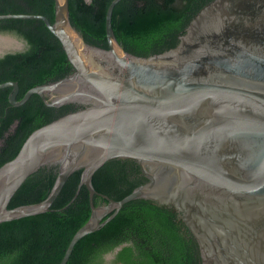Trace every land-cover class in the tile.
<instances>
[{
	"label": "water",
	"instance_id": "1",
	"mask_svg": "<svg viewBox=\"0 0 264 264\" xmlns=\"http://www.w3.org/2000/svg\"><path fill=\"white\" fill-rule=\"evenodd\" d=\"M119 1L106 8L107 48L86 42L71 24L69 0H54L52 22L42 14H0L42 20L73 67L20 99L16 81L0 82L11 88L10 104L38 94L48 106H78L31 131L0 165V222L49 211L70 174L82 169L71 201L84 185L90 216L58 264L136 198L178 212L198 244L200 264H264V0H210L175 46L148 56L124 50L116 39L111 19ZM22 48L0 32V56ZM113 158L135 160L146 177L117 200L92 184L94 172ZM41 166L57 172L48 195L9 207ZM94 195L106 202L94 205Z\"/></svg>",
	"mask_w": 264,
	"mask_h": 264
},
{
	"label": "trees",
	"instance_id": "2",
	"mask_svg": "<svg viewBox=\"0 0 264 264\" xmlns=\"http://www.w3.org/2000/svg\"><path fill=\"white\" fill-rule=\"evenodd\" d=\"M111 0H69L71 24L90 44L107 48L105 12ZM210 0H120L112 28L122 48L148 56L175 46L190 19ZM54 0H0V14H42L52 22ZM0 32L23 43L0 56V82L19 85L17 99L31 87L73 71L58 38L39 19H0ZM11 88H0V165L13 158L31 131L78 106H48L38 94L13 106ZM82 169L73 171L47 212L0 222V264H58L75 231L90 216L89 192L82 185L71 201ZM56 168L41 166L12 196L9 207L35 203L50 192ZM146 181L137 162L113 158L92 176L94 188L121 199ZM94 205L106 202L94 195ZM122 247L111 258L114 249ZM66 264H200L198 244L172 207L145 198L132 199L98 230L79 239Z\"/></svg>",
	"mask_w": 264,
	"mask_h": 264
},
{
	"label": "flooded vegetation",
	"instance_id": "3",
	"mask_svg": "<svg viewBox=\"0 0 264 264\" xmlns=\"http://www.w3.org/2000/svg\"><path fill=\"white\" fill-rule=\"evenodd\" d=\"M139 168H140V166H139ZM140 170H141V173L144 175V173H143V171H142V169L140 168ZM144 177H145V175H144ZM146 178V177H145Z\"/></svg>",
	"mask_w": 264,
	"mask_h": 264
},
{
	"label": "rangeland",
	"instance_id": "4",
	"mask_svg": "<svg viewBox=\"0 0 264 264\" xmlns=\"http://www.w3.org/2000/svg\"><path fill=\"white\" fill-rule=\"evenodd\" d=\"M109 258H111V257H109Z\"/></svg>",
	"mask_w": 264,
	"mask_h": 264
}]
</instances>
